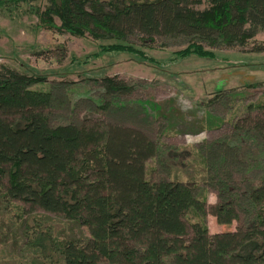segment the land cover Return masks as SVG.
Wrapping results in <instances>:
<instances>
[{"label":"trees","instance_id":"obj_1","mask_svg":"<svg viewBox=\"0 0 264 264\" xmlns=\"http://www.w3.org/2000/svg\"><path fill=\"white\" fill-rule=\"evenodd\" d=\"M32 1L0 0V9L26 3L40 28L114 41L84 61L73 57L81 66L113 53L161 65L128 44L134 34L145 43L186 39L188 46L175 52L176 60L214 61L217 55L207 48H245L264 32V0H44L43 7ZM249 52L263 54L264 44ZM39 83L48 82L0 70V198L6 205L20 202L31 211L59 215L87 235L59 241L45 230L29 244L45 255L58 252L64 264H264V169L261 183L243 196L246 205L223 182L219 202L209 206L190 183L147 178V162L164 147L143 131L87 119L52 125L47 112L61 101L54 90H33ZM98 83L105 95L98 104L103 110L136 88L117 76ZM254 109L264 111V103L247 111ZM234 130L251 134L264 154V114L247 116ZM190 212L200 219L190 222ZM243 213L247 221L235 231L210 233L209 214L219 225H231Z\"/></svg>","mask_w":264,"mask_h":264},{"label":"rangeland","instance_id":"obj_2","mask_svg":"<svg viewBox=\"0 0 264 264\" xmlns=\"http://www.w3.org/2000/svg\"><path fill=\"white\" fill-rule=\"evenodd\" d=\"M44 4V0L32 1L35 6ZM38 24L26 3L11 11L0 9V70L7 67L47 79V84H35L32 89L54 90L59 97L61 102L47 112L52 125L80 124L87 119L143 131L164 147L159 157L147 162V178L190 183L209 206L212 194L219 202L223 182L241 198L261 183L263 148L251 134L235 132L234 124L249 115L264 114L247 111L249 105L264 103V53L249 52L253 45L264 44V32L245 48L206 47L217 55L214 61L195 56L176 60L175 52L188 46L186 39L160 37L145 43L134 34L128 44L161 65L113 53L91 57L81 66L72 58L84 61L98 53L99 46L114 41L59 34ZM114 76L136 88L128 97L111 100L113 105L103 110L98 104L105 95L98 82ZM242 201L246 205L244 197ZM187 219L197 222L200 218L190 212ZM246 221L244 213L231 225H219L210 214L206 217L211 234L235 231ZM45 230L59 241L87 235L86 229L59 215L31 211L20 202L6 205L0 198V264H64L58 252L45 255L42 248L28 243Z\"/></svg>","mask_w":264,"mask_h":264},{"label":"clouds","instance_id":"obj_3","mask_svg":"<svg viewBox=\"0 0 264 264\" xmlns=\"http://www.w3.org/2000/svg\"><path fill=\"white\" fill-rule=\"evenodd\" d=\"M199 135H200V137H203V136H204L203 133H201V134H199ZM189 142H191V138H189ZM216 202H217V197H216L215 194H212V195L210 196L209 203L214 205Z\"/></svg>","mask_w":264,"mask_h":264}]
</instances>
